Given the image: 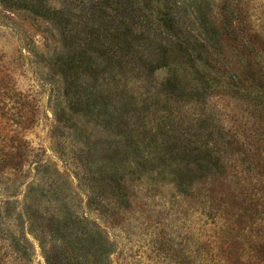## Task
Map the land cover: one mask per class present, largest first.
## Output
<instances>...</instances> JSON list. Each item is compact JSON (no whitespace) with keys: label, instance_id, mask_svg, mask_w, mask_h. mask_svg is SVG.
Returning a JSON list of instances; mask_svg holds the SVG:
<instances>
[{"label":"rangeland","instance_id":"rangeland-1","mask_svg":"<svg viewBox=\"0 0 264 264\" xmlns=\"http://www.w3.org/2000/svg\"><path fill=\"white\" fill-rule=\"evenodd\" d=\"M209 2L213 13L218 0ZM75 3L51 0L56 10L71 11ZM192 4L186 0L190 13ZM249 13L255 30L264 33V0H253ZM186 23L194 42L199 39L195 25ZM60 42L47 19L0 5V264H47L24 210L30 186V194L42 202L46 197L41 194L52 189L40 179L45 167L65 174L66 184L54 190L67 196L66 208L87 218L89 228L95 222L108 234L110 264H220L192 260L187 245L190 232L207 242L214 226L204 214L213 212L220 213L236 246L256 256L250 264H264V96L258 89L246 85L222 91L217 86L205 100L174 101L167 98L162 72L144 74L135 85L139 101L158 99L160 114L172 108L182 117L171 121L170 133L164 123L145 128L137 146H126L115 134L92 132L80 120L79 129L92 133L90 140L96 142L89 161L83 158L79 165L84 167L77 171L66 153L56 154L60 131L52 129L62 85L49 63ZM259 47L257 60L264 65V48ZM65 142L66 151L76 150L78 144ZM121 199L128 201L124 216L106 224L96 205L112 207ZM12 237L29 248L28 261L7 248L5 240Z\"/></svg>","mask_w":264,"mask_h":264},{"label":"trees","instance_id":"trees-1","mask_svg":"<svg viewBox=\"0 0 264 264\" xmlns=\"http://www.w3.org/2000/svg\"><path fill=\"white\" fill-rule=\"evenodd\" d=\"M75 1L71 11L64 7L56 10L51 0H0V5L7 11L22 10L47 19L60 34L61 49L49 63L62 85V101L53 107L52 129L60 131L55 135L59 147L56 154L66 153L72 167L78 166L77 171L84 167L79 165L83 158L89 161L96 142L90 140L92 133L87 136L86 130L79 129L80 120H85L92 132L115 134L126 146H137L145 128L164 123L170 133L171 121L182 117L172 108L160 114L155 109L161 103L158 99L139 101L135 85L144 74L162 72V84L170 92L167 98L174 101L192 97L205 100L217 86L228 91L247 85L264 96V65L257 60L259 45L264 48V33L255 30L251 19L253 0H218L213 13L209 0H192L195 5L191 13L186 0ZM186 20L195 25L193 31L199 39L194 42L186 34L192 31L186 27ZM63 141L79 147L66 151ZM45 168L40 179L52 189L46 191L51 196L45 192L41 197H46L53 210H46L45 202L30 194L33 185L26 192L24 210L46 263L110 264L113 253L108 234L95 222L89 228L87 218L66 208L67 196L54 190V186L58 189L66 184L65 174L58 170L52 174ZM127 206L128 201L121 199L112 207L98 202L95 209L106 224H114L124 216ZM204 217L210 219L214 231L206 243L193 232L188 234L192 260L252 262L256 256L244 254L236 246L219 212ZM5 241L12 254L29 260V248L21 239Z\"/></svg>","mask_w":264,"mask_h":264}]
</instances>
